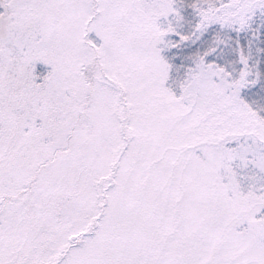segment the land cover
<instances>
[{"label": "snow or ice", "instance_id": "snow-or-ice-1", "mask_svg": "<svg viewBox=\"0 0 264 264\" xmlns=\"http://www.w3.org/2000/svg\"><path fill=\"white\" fill-rule=\"evenodd\" d=\"M0 264H264V0H0Z\"/></svg>", "mask_w": 264, "mask_h": 264}]
</instances>
